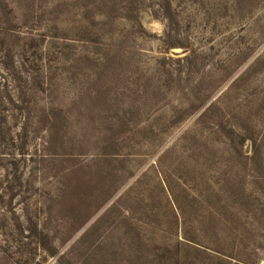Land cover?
<instances>
[{"label":"rangeland","instance_id":"374dc122","mask_svg":"<svg viewBox=\"0 0 264 264\" xmlns=\"http://www.w3.org/2000/svg\"><path fill=\"white\" fill-rule=\"evenodd\" d=\"M169 1L0 0V264H264V0Z\"/></svg>","mask_w":264,"mask_h":264},{"label":"trees","instance_id":"16d2710c","mask_svg":"<svg viewBox=\"0 0 264 264\" xmlns=\"http://www.w3.org/2000/svg\"><path fill=\"white\" fill-rule=\"evenodd\" d=\"M161 7L163 9L164 15L167 18H170L172 16V6H171L170 1L166 0L165 3H162ZM9 97H10L11 101L16 103L15 100L12 98V96H9ZM0 104H4V101L1 100ZM2 118H3L4 122L3 123L0 122V143H4L6 141L7 144H6V148L5 149H1L0 148V161L8 160V158L10 157L11 161L9 163L16 165L17 164V154H18L17 151L20 152V149L13 148V145H14L13 143L15 142V140H18L19 137L23 140V138H24L23 134L26 131V127L25 128L21 127L23 129V131L22 130L15 131L14 128L12 126H10V124H9V121H8L9 116L3 115ZM9 143L11 145V148H10ZM22 153L23 152H21L20 154H22ZM16 194H17L16 191L12 192V196L11 197H14ZM35 229H37V228H35ZM41 234H44V233L42 232ZM41 243H42L43 247L45 249H47L50 253H52V254L57 253L55 251V248L53 246H51V244H48V242H46V238L43 237V242H41ZM64 256L65 255H63L62 257H64Z\"/></svg>","mask_w":264,"mask_h":264},{"label":"water","instance_id":"95a60500","mask_svg":"<svg viewBox=\"0 0 264 264\" xmlns=\"http://www.w3.org/2000/svg\"><path fill=\"white\" fill-rule=\"evenodd\" d=\"M171 51H172L173 54H181V53H184L186 51V49L183 48V47H180V46H174L171 49Z\"/></svg>","mask_w":264,"mask_h":264}]
</instances>
